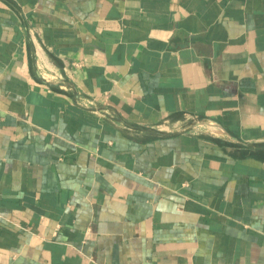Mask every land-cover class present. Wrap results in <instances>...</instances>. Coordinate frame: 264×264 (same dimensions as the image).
Wrapping results in <instances>:
<instances>
[{
    "label": "crops",
    "instance_id": "crops-1",
    "mask_svg": "<svg viewBox=\"0 0 264 264\" xmlns=\"http://www.w3.org/2000/svg\"><path fill=\"white\" fill-rule=\"evenodd\" d=\"M0 264H264V0H0Z\"/></svg>",
    "mask_w": 264,
    "mask_h": 264
}]
</instances>
